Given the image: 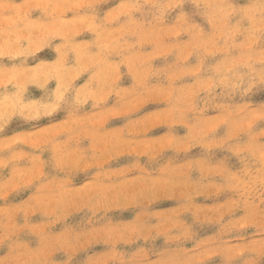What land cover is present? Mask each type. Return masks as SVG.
Instances as JSON below:
<instances>
[{"label":"clouds","instance_id":"1","mask_svg":"<svg viewBox=\"0 0 264 264\" xmlns=\"http://www.w3.org/2000/svg\"><path fill=\"white\" fill-rule=\"evenodd\" d=\"M0 264H264V0H0Z\"/></svg>","mask_w":264,"mask_h":264},{"label":"rangeland","instance_id":"2","mask_svg":"<svg viewBox=\"0 0 264 264\" xmlns=\"http://www.w3.org/2000/svg\"><path fill=\"white\" fill-rule=\"evenodd\" d=\"M39 93H37V95H38Z\"/></svg>","mask_w":264,"mask_h":264}]
</instances>
